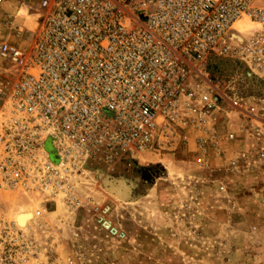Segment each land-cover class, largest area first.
<instances>
[{
  "label": "built area",
  "instance_id": "built-area-1",
  "mask_svg": "<svg viewBox=\"0 0 264 264\" xmlns=\"http://www.w3.org/2000/svg\"><path fill=\"white\" fill-rule=\"evenodd\" d=\"M20 8L39 13V28L28 48L0 38L17 73L0 92V237L14 231V241L30 223L7 219L5 191L75 211L90 169L164 147L174 124L192 128L209 152L235 138L220 131L216 97L202 86L209 65L239 60L264 73V0H22ZM245 18L257 25L242 38L236 24ZM92 210L109 235L128 236L109 202Z\"/></svg>",
  "mask_w": 264,
  "mask_h": 264
},
{
  "label": "rangeland",
  "instance_id": "rangeland-1",
  "mask_svg": "<svg viewBox=\"0 0 264 264\" xmlns=\"http://www.w3.org/2000/svg\"><path fill=\"white\" fill-rule=\"evenodd\" d=\"M21 3L7 0L0 6L12 13H0V38L28 48L36 40L39 13L30 14ZM19 8L25 15L17 14ZM247 24L253 25L244 28L242 38L256 29ZM209 67L202 86L216 97L220 131L234 132L233 140L205 152L192 128L174 124L164 147L111 168L90 169L80 188L83 206L75 211L63 200L5 191L9 221L25 209L33 210L34 218L17 241L14 231L0 237V264H264V73L239 60ZM16 79L14 64L0 56V92ZM107 175L136 181L130 195L112 193ZM94 202L112 205L111 217L126 238L100 228Z\"/></svg>",
  "mask_w": 264,
  "mask_h": 264
},
{
  "label": "bare ground",
  "instance_id": "bare-ground-1",
  "mask_svg": "<svg viewBox=\"0 0 264 264\" xmlns=\"http://www.w3.org/2000/svg\"><path fill=\"white\" fill-rule=\"evenodd\" d=\"M20 7V6H19ZM20 8L19 9H16L15 11L17 12V14L19 15H22L20 13ZM14 11V12H15ZM22 11V10H21ZM31 14V13H30ZM23 16V15H22ZM28 16V15H27ZM25 16L23 18H25V20L28 19V17ZM249 22H252V21H249V20H246V19H241L239 20V22L236 24L237 26H239V28L242 30V31H245L247 29H250L252 27V25L250 26V24H247ZM24 25V24H23ZM249 27L247 29H244L246 27ZM243 28V29H242ZM103 174V173H102ZM115 174V173H114ZM120 175V174H119ZM108 177L106 178L107 179V182H110L111 184L108 186V189L112 192V193H115L121 197H127L130 195V193L132 192V189H133V185L135 184L134 180H132L130 177L128 178L127 176H119V177H115V176H110V175H107ZM105 178H102L105 179ZM106 181V180H105ZM106 184V183H105ZM107 186V185H105ZM34 218V212L33 210H22L20 211L18 214H17V219H18V222L21 226H27L30 221H32V219Z\"/></svg>",
  "mask_w": 264,
  "mask_h": 264
},
{
  "label": "crops",
  "instance_id": "crops-1",
  "mask_svg": "<svg viewBox=\"0 0 264 264\" xmlns=\"http://www.w3.org/2000/svg\"><path fill=\"white\" fill-rule=\"evenodd\" d=\"M0 13H2L5 17H6V13L5 12H3V11H0Z\"/></svg>",
  "mask_w": 264,
  "mask_h": 264
}]
</instances>
